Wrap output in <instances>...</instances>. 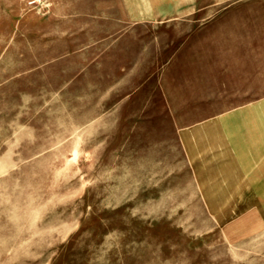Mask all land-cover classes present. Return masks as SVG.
I'll list each match as a JSON object with an SVG mask.
<instances>
[{
  "label": "rangeland",
  "instance_id": "374dc122",
  "mask_svg": "<svg viewBox=\"0 0 264 264\" xmlns=\"http://www.w3.org/2000/svg\"><path fill=\"white\" fill-rule=\"evenodd\" d=\"M263 139L264 0H0V264H264Z\"/></svg>",
  "mask_w": 264,
  "mask_h": 264
},
{
  "label": "crops",
  "instance_id": "0c3cea01",
  "mask_svg": "<svg viewBox=\"0 0 264 264\" xmlns=\"http://www.w3.org/2000/svg\"><path fill=\"white\" fill-rule=\"evenodd\" d=\"M246 147L251 150L240 154L244 162H237L232 169L234 200L240 202L235 217L249 220L250 226L257 224L264 228V139Z\"/></svg>",
  "mask_w": 264,
  "mask_h": 264
}]
</instances>
